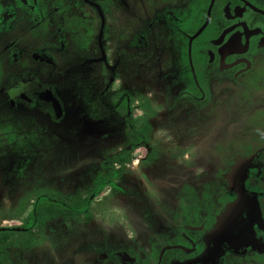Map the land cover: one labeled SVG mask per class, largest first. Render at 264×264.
Returning a JSON list of instances; mask_svg holds the SVG:
<instances>
[{
  "label": "flooded vegetation",
  "instance_id": "af4514ba",
  "mask_svg": "<svg viewBox=\"0 0 264 264\" xmlns=\"http://www.w3.org/2000/svg\"><path fill=\"white\" fill-rule=\"evenodd\" d=\"M2 1L0 153L6 157L0 189L6 193L0 203V264H264V117L248 118L264 109V0H167L136 42H118L112 35L116 7L129 14L130 0H85L105 20L101 57L91 64L87 85L97 91L102 119L120 124L80 150L79 164L86 168L81 176L87 180L72 187L57 183L69 184L71 174L58 177L46 169L45 175L40 165L33 166V152L24 155L22 142L24 110L29 113L40 101L43 114L57 103L60 119L65 93L28 66L41 60L55 68L27 49L18 30L24 23L27 32L41 24L54 27L64 5L17 0L21 13L14 2L8 4L11 11L2 9ZM161 30L170 39L168 64L162 41L157 45L152 39ZM146 32L152 43L143 51ZM257 61L261 72L246 79ZM66 116L55 131L63 139L82 128L67 123ZM130 182L137 187H127ZM144 183L155 186L149 194L158 213L150 217L136 202L149 223L134 228L118 198L143 195ZM97 223L121 224L120 235L108 248L73 249L65 259L68 237L77 240ZM84 255L91 260L80 262Z\"/></svg>",
  "mask_w": 264,
  "mask_h": 264
},
{
  "label": "rangeland",
  "instance_id": "374dc122",
  "mask_svg": "<svg viewBox=\"0 0 264 264\" xmlns=\"http://www.w3.org/2000/svg\"><path fill=\"white\" fill-rule=\"evenodd\" d=\"M61 1L64 6H60L59 14L54 16V27L50 28L47 24H41L34 30L27 32L26 28H28L27 26L29 23H24L18 32H22L23 42L27 44V49L38 53V55L42 57L45 56L53 62L55 68H53V65L49 67V65L41 62V60L28 63V66L33 67L32 69L41 75L45 83L48 82L54 86L59 84L64 89L61 88L65 93V106L61 118L67 115V123H80V127L82 126V128L79 130L80 133H78V135L66 137L65 139H63L60 134L56 135L55 131L57 130V124L62 121V119L58 117L59 109L57 103H50L49 106L47 105L42 114V108L39 107L40 101H37L30 108L29 113L26 112V109L23 112L22 123L24 126L22 142L24 155L30 151L31 153L33 152L30 160L33 166L40 165L45 175H47V171L54 172L58 177L64 174H71L73 178L69 180V184L57 183L59 187H72L76 184H80L78 180H87V178L81 176L82 170L86 168L79 164L81 157L77 155L82 152L80 150L82 149L84 152V149H89L94 146L92 144L93 138L104 130L111 128L112 134V129L115 128L114 126H118L120 122L115 120L114 123L102 119V109L98 107L97 91H92L93 86L87 85L86 81V79H90V76L93 74L90 70L91 64L95 63L96 57H101L105 20H103V17L96 9L90 7L88 4L86 5L85 0H70L71 5L67 0H52V3L56 5ZM12 2L16 5L15 11L19 10L21 13L24 12V8L16 4L18 3L17 0H3L2 4L5 6H3L2 9L11 11L12 8L8 6V4ZM166 4L167 0H130V6L133 11L129 14L123 11V6H117L116 15L118 18L116 16L115 29L112 35L116 37L118 42H124L125 39L136 42L137 39H139L136 38L137 34L143 32L147 25V21L154 20L157 12L163 9ZM61 15L63 19L60 18ZM15 30L16 28L11 32V36L13 37L17 32ZM166 32L165 30H161L160 34L154 32L152 34L154 43L159 45L162 41L160 45L163 46L162 50L165 53L163 59L164 64L170 62L168 54L171 51L166 48L170 40L169 37L165 38ZM148 34L149 32H146V38H141V43L144 44L143 51H148L149 45L152 43ZM160 35L161 37H159ZM47 44L56 45L58 48L57 52L54 54L52 50H46L44 47ZM124 50L125 48L122 49L121 54L124 53ZM141 59L143 63V53ZM261 68L262 65L257 61L252 73L246 75V79H250L261 72ZM142 71L143 74L144 70ZM209 71H212V67H209ZM127 72H129V70H127ZM66 102L68 106H66ZM30 117L31 119L29 120ZM251 117H255L257 119H255V121L259 122L260 117L261 119L264 117V109H257L254 114L248 115V118ZM57 118L59 121H55L58 120ZM262 122H264V120H262ZM37 125L45 126L47 128L46 132L38 134L39 131L36 129ZM14 139L13 137L10 139L12 147L13 143L16 145V140ZM72 149H79V151L75 152V150ZM86 151L89 152V150ZM5 157L6 155L0 153L1 166H4L3 161H5ZM73 165L77 166V168L71 172L68 167H72ZM50 166L52 170L48 168ZM46 169L48 170L46 171ZM136 184L137 183L130 182L126 185L125 183L127 187H137ZM144 185L145 183L142 184L141 187L144 188ZM152 187L155 186L150 184L144 188L145 193L141 196L128 198V196L124 197L119 195L118 202L122 205L128 225L134 228L148 227L147 224L149 220L146 221L144 216H141V210L135 208L136 202L143 203L140 208H143L142 210L147 214L149 213L150 217L158 213V207L151 201V197L153 196L149 194V190ZM164 187L165 186L162 188L163 190ZM169 188L174 192L176 191L175 184ZM5 193L4 188L3 190L0 189V203L3 201L1 198L4 197ZM156 196L160 197L157 194ZM148 198H150V200ZM29 207L30 203L28 202L25 204L24 210L27 211ZM97 209L98 204L93 203L90 211L96 215ZM1 213L2 208L0 207V215ZM97 217H102L107 221L111 216L109 215L108 218H105L104 216L97 215ZM120 225L121 224L105 225L97 223L95 225L86 226L82 233L77 234V240H75L74 236L68 237L69 245L65 248L66 251L62 252V255L67 259L73 249L85 248L90 251L89 248L94 249L100 245L108 248V246L114 242V238L120 235V232L117 230V228H120ZM84 257L85 255L82 257L83 259H80V262H85L84 260L90 261L92 258L90 256Z\"/></svg>",
  "mask_w": 264,
  "mask_h": 264
}]
</instances>
